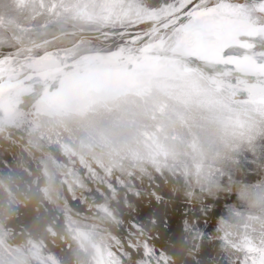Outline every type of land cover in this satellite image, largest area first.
<instances>
[{
	"label": "rangeland",
	"instance_id": "374dc122",
	"mask_svg": "<svg viewBox=\"0 0 264 264\" xmlns=\"http://www.w3.org/2000/svg\"><path fill=\"white\" fill-rule=\"evenodd\" d=\"M69 1L0 0V55L14 52L20 62L8 68L15 61L0 60V86L14 83L0 99L9 112L0 115V264H127L129 250L139 264H238L244 242L264 238V140L226 152L246 109L230 86L191 72L176 47L140 60L114 51L123 43L117 33L152 28L154 36L170 13L115 11L119 20L87 28L92 16H50L55 4L69 5L68 13L80 4ZM84 40L94 47L77 50ZM153 60L173 66L149 68ZM111 62L122 68L99 81L105 87L96 80L67 95L84 80L79 69ZM154 76L163 83L144 84ZM36 78L40 94L30 90ZM64 84L65 98L44 106L43 96ZM154 89L158 95L148 93ZM19 122L37 131L21 134Z\"/></svg>",
	"mask_w": 264,
	"mask_h": 264
},
{
	"label": "snow or ice",
	"instance_id": "6c2138e0",
	"mask_svg": "<svg viewBox=\"0 0 264 264\" xmlns=\"http://www.w3.org/2000/svg\"><path fill=\"white\" fill-rule=\"evenodd\" d=\"M90 7L111 19L113 11H123L129 4L127 0H92ZM145 7L151 13H170L168 23L156 29L154 36L149 34L152 28L117 33L123 43L114 51L140 60L158 47H179L191 72L207 77L214 86H230L248 113L245 121L234 126L226 152L235 151L237 146L251 149L264 140V0H169L157 7ZM56 8L71 10L60 3L50 11ZM202 34L208 39H202ZM0 60L15 61L7 67L20 66L14 52L0 55ZM245 72L247 79L240 84ZM239 251V264H264V238L245 242ZM122 259L127 264H139L133 250L125 252Z\"/></svg>",
	"mask_w": 264,
	"mask_h": 264
},
{
	"label": "bare ground",
	"instance_id": "6f19581e",
	"mask_svg": "<svg viewBox=\"0 0 264 264\" xmlns=\"http://www.w3.org/2000/svg\"><path fill=\"white\" fill-rule=\"evenodd\" d=\"M167 0H148V2H145L143 5H136L135 3H136V0H129V2H128V4H129V7H127L126 9H124L123 10V12L126 14V13H128L130 10H132V9H134L135 10V12L137 13V14H143L144 12L142 11V10H144V11H148V8L147 7H145V5H150V6H152V7H157V6H159V5H161L162 4V2H166ZM61 2V1H60ZM63 2V1H62ZM80 3L79 5H77V6H75V8L76 9H74V11H72V13H68V11H62V10H60L59 12H57L56 11V13H54L53 11H49V14H50V16H54V17H58L59 18V22H61V23H64V22H66V21H69V20H78V19H86V16H92L93 17V20H88V22L86 23V27L87 28H91V27H96V25L97 24H99V23H106V22H115L116 20H119L118 18H116L117 17V15H116V13H115V11H113V13L111 14V16H112V18L111 19H109L108 17H102V16H100V15H98L95 11H93V10H89V11H87L86 12V7H85V5H90V4H88L87 3V1L86 0H70L69 1V4H72V3ZM140 4V3H139ZM30 5L32 6V7H34L35 5H36V1H32V2H30ZM1 6V5H0ZM72 6H73V4H72ZM45 6L44 5H42V8H44ZM82 10H85V11H82ZM36 11V10H35ZM81 11H82V13H81ZM142 11V12H141ZM42 11H40V13H41ZM117 12V11H116ZM149 12V11H148ZM88 13V14H87ZM145 14V13H144ZM150 14H152V13H150ZM0 15H1V10H0ZM36 15V14H35ZM41 15V14H40ZM45 15H47V14H45ZM146 15V14H145ZM2 16V15H1ZM142 16V15H141ZM33 18V17H32ZM31 18V19H32ZM50 18V17H49ZM30 19V20H31ZM132 19V18H131ZM29 20V21H30ZM58 20V19H57ZM138 20V19H137ZM34 22V21H33ZM32 22V23H33ZM121 22H123V21H121ZM56 24V23H55ZM55 24H53V25H55ZM68 25V24H67ZM37 26V28H36V30L35 31H33L35 34H38L40 31H42L43 30V28H41V27H43V26H41L40 24H38V25H36ZM56 26V25H55ZM55 26H54V28H55ZM57 26H58V24H57ZM60 26H61V24H60ZM2 35V33L0 34V36ZM207 34H203L202 36H201V38L202 39H204V38H207L208 36H206ZM32 35H29V36H27V37H20L21 39H27V38H29V37H31ZM33 39V38H32ZM65 42H67L68 40L65 38V39H63ZM70 40V39H69ZM205 40V39H204ZM60 41V40H59ZM61 44V43H60ZM32 45V44H31ZM92 47H94L92 44H90L87 40H84V42L80 45V47L77 49V50H79V51H85V50H90V49H92ZM177 49H179L180 50V52H181V54H183L184 55V52H183V50L182 49H180L179 47H176ZM76 49H74V50H72V51H70V52H67V55H70V54H74L76 51H77ZM76 54V53H75ZM113 61V60H112ZM138 63H142V62H140V61H138V62H134V63H132L131 65H135V64H138ZM157 63H159V62H157V61H154L153 60V62L152 63H149V64H146L147 66H149L150 65V67L149 68H151L152 66H154L153 68L155 69V67H157V66H161V65H164L163 67H168V68H170V67H172L173 65L172 64H170V63H168V60H166L165 61V63H162L161 65H157ZM184 64V63H183ZM6 66V65H5ZM97 65H94V66H92V67H89V69L88 70H82V69H79V71L81 72L80 73V76H83L84 77V80H82V81H80V80H76L75 81V83H72V86H69V84H64V85H62V86H57V87H54V89L50 92V93H48V94H45L44 96H43V98H42V100H43V105L44 106H50L53 102H55V101H57V100H61L62 98H65L64 97V94H63V92H61V93H58V90H60V89H62V87H64V86H69V93H67V95L68 96H72L73 94H74V89H80V90H84V89H91V87H93V85L96 83V80L99 82V81H102V80H104V79H108V78H110L111 76H113V75H115V74H117L116 72H118L121 68H122V66L120 65V63H118V62H111V63H109L108 65H107V68L105 67V68H97L98 70H94L93 72H91L92 70H93V68L94 67H96ZM181 66H184V65H181V64H179V67H181ZM2 65H0V70H2ZM9 68V67H8ZM152 68V69H153ZM168 68H167V70H168ZM162 70V69H161ZM75 71V70H74ZM21 72V71H20ZM3 73V72H2ZM7 73V72H6ZM5 73V74H6ZM55 73V72H54ZM59 73H61V72H59ZM73 73H75V72H73ZM73 73H71L70 74V76H67L65 79H63L62 81L63 82H69V80H71L72 78H74V76H75V74H73ZM90 73V74H89ZM19 74H21V73H19ZM163 74V73H162ZM2 75V74H1ZM49 75H52V73H50ZM19 76V75H18ZM102 76H103V78H102ZM2 77V76H1ZM4 78V77H3ZM202 78V77H201ZM10 79H11V77H10ZM197 79V78H196ZM86 80V81H85ZM130 78H124L122 81L120 80L119 81V83H129L130 82ZM163 80H164V78L162 77V76H154V77H152V78H150V79H147L146 81H143L144 82V84H151V83H163ZM203 80V79H202ZM198 81V80H197ZM196 82V81H195ZM103 83H105V82H103ZM109 83V82H108ZM194 83V82H193ZM24 84H27V83H24ZM93 84V85H92ZM13 85H14V83H10V82H6L3 86H0V99H1V97H2V95H3V93H2V90H4V91H6L7 89H10L11 87H13ZM79 85V86H78ZM97 85H99V86H101L102 88L103 87H105V84H102V83H98V84H95L94 86H97ZM109 85H111V84H109ZM113 85H115V84H112V86ZM153 85V84H152ZM193 85V84H192ZM43 86H44V83H43V81H41L40 79H34V81H32V86L30 87V90H34V93H36V94H40L42 91H43ZM195 86V85H194ZM196 86H197V84H196ZM100 87V88H101ZM152 87V86H151ZM94 88H96V87H94ZM98 88V87H97ZM152 88H155L154 86L152 87ZM157 88V87H156ZM105 90V89H104ZM174 90V89H173ZM74 91V92H73ZM92 91V90H91ZM173 92V91H172ZM82 93V92H81ZM148 93H152V95H158L159 93L158 92H156V90L154 89V90H149L148 91ZM178 93H180V92H178ZM5 94V93H4ZM89 95V94H88ZM88 95H86L85 96V98L87 97V99H88ZM202 95V94H201ZM26 96V95H25ZM74 96H75V94H74ZM179 96H181L182 97V95H180L179 94ZM30 97V96H29ZM92 98V97H91ZM18 99V98H17ZM84 99V98H83ZM82 99V100H83ZM19 100V99H18ZM8 101V100H7ZM25 101V100H24ZM138 101V100H137ZM137 101L136 100H134V101H132L131 103H130V107H133V106H136L137 105ZM13 102H14V100H13ZM39 102V101H38ZM161 103V102H160ZM19 106V105H18ZM160 106V105H159ZM158 106V107H159ZM233 106V105H232ZM21 107H22V105H21ZM37 107H38V105H37ZM41 107V106H40ZM161 107V106H160ZM159 107V108H160ZM235 107V106H234ZM239 107V106H238ZM16 108H17V106H16ZM33 108V107H32ZM36 108V107H35ZM158 108V109H159ZM157 109V110H158ZM211 109V108H210ZM35 111V110H34ZM45 110H44V108L42 107V108H38L37 109V113H39V114H42L43 112H44ZM156 111V110H155ZM159 111H160V109H159ZM213 111V110H212ZM31 112V111H30ZM226 112V111H225ZM8 114H9V112H8V108H0V115L1 116H4V117H7L8 116ZM25 114V113H24ZM153 114V113H152ZM218 114V113H217ZM18 115V114H17ZM29 115V114H28ZM28 115H26V116H28ZM35 115V114H34ZM215 115V114H214ZM221 116V115H220ZM219 116V117H220ZM24 117V116H23ZM12 118V117H11ZM13 118H14V116H13ZM225 118V117H224ZM24 119V118H23ZM100 119V118H99ZM9 120V119H8ZM94 120V119H93ZM93 120H91V121H93ZM26 121H27V117H26ZM228 121V120H227ZM226 121V122H227ZM99 122V121H98ZM130 122V121H129ZM242 122V121H241ZM2 124V123H1ZM141 123H139V125H140ZM228 124H230V123H228ZM80 125V124H79ZM78 125V126H79ZM99 125V124H98ZM136 125H138V124H136ZM142 125V124H141ZM236 125V124H235ZM1 126H3V125H1ZM16 126V128L17 129H19L20 130V132H21V134L23 133V134H28V133H31L33 130H34V132L35 131H37V130H35V128H33V127H30V126H27L25 123L24 124H22L21 122H19L18 124H16L15 125ZM101 126V125H100ZM230 127V126H229ZM132 128V127H131ZM135 128H136V126H135ZM134 128V129H135ZM138 128H139V126H138ZM137 129V128H136ZM142 129V128H141ZM140 128H139V130H141ZM213 129V128H212ZM3 130V129H2ZM87 131V130H86ZM138 130H136V132H137ZM221 131V130H220ZM233 131V130H232ZM1 132V131H0ZM9 132H12V129H11V131H9ZM88 133H90L89 131H88ZM92 133H94V131H92ZM141 133V132H140ZM231 133V132H230ZM33 134V133H32ZM95 134V133H94ZM93 134V135H94ZM144 134V133H143ZM224 134V133H223ZM10 135V134H9ZM34 136V135H33ZM38 136V135H37ZM125 137V136H124ZM11 138V137H10ZM37 138V137H36ZM232 138V137H231ZM38 139V138H37ZM46 139V138H45ZM206 139V138H205ZM210 139V138H209ZM9 140V139H8ZM35 141V140H34ZM33 141V142H34ZM37 141V140H36ZM47 141V140H46ZM49 141V140H48ZM207 141V140H206ZM223 141V140H222ZM224 142V141H223ZM29 143V142H28ZM37 143V142H36ZM17 144V143H16ZM15 144V145H16ZM32 144H35V143H32ZM32 144H30V145H32ZM47 144V143H46ZM39 145H41V142H40V144ZM33 146H36V145H33ZM70 146V145H69ZM225 146H227V145H225ZM101 147V146H100ZM6 148V147H5ZM14 148V147H13ZM20 148V147H19ZM31 148V147H30ZM33 148V147H32ZM37 148H38V146H37ZM210 148V147H209ZM4 149V148H3ZM38 150V149H37ZM41 150V149H40ZM199 150V149H198ZM219 150H221V149H219ZM239 151V150H238ZM45 153H47L48 154V152H45ZM45 153H44V155H45ZM41 154V153H40ZM50 154V153H49ZM42 156H40V158H41ZM32 158V157H31ZM37 158V157H36ZM44 157H42L41 159H43ZM39 159V158H38ZM47 159V158H46ZM49 160V159H48ZM32 161V160H31ZM203 162V161H202ZM27 165V164H26ZM46 165V164H45ZM50 168V167H49ZM44 177V176H43ZM42 177V178H43ZM49 182V181H48ZM45 184V183H44ZM239 191V190H238ZM24 207V206H23ZM27 215V214H26ZM169 216V215H168ZM12 229V228H11ZM118 233V232H117ZM121 235V234H120ZM39 240V239H38ZM245 243V242H244ZM65 246V245H64ZM34 248V247H33ZM3 254V253H2ZM95 254V253H94ZM1 256V255H0ZM97 258H99L98 257V255H97ZM45 261V260H44ZM103 261V260H102ZM239 264V263H238Z\"/></svg>",
	"mask_w": 264,
	"mask_h": 264
}]
</instances>
